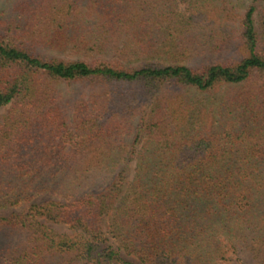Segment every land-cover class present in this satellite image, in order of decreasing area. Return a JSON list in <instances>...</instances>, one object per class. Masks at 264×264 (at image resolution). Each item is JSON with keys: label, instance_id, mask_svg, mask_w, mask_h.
I'll return each instance as SVG.
<instances>
[{"label": "trees", "instance_id": "trees-1", "mask_svg": "<svg viewBox=\"0 0 264 264\" xmlns=\"http://www.w3.org/2000/svg\"><path fill=\"white\" fill-rule=\"evenodd\" d=\"M263 1L0 0V264H264Z\"/></svg>", "mask_w": 264, "mask_h": 264}, {"label": "rangeland", "instance_id": "rangeland-1", "mask_svg": "<svg viewBox=\"0 0 264 264\" xmlns=\"http://www.w3.org/2000/svg\"><path fill=\"white\" fill-rule=\"evenodd\" d=\"M190 1L191 0H179V5L182 10H187L190 8ZM264 3V1L262 2ZM66 93L65 97L70 104L74 100L82 97L81 95H84L86 93H90L92 91V86L90 84L86 83H78V84H71L66 86ZM9 108H2L0 109V122L2 120V117L7 113ZM58 230L63 231V229L58 228ZM245 263L250 264L248 259L243 260ZM241 264V263H240Z\"/></svg>", "mask_w": 264, "mask_h": 264}]
</instances>
